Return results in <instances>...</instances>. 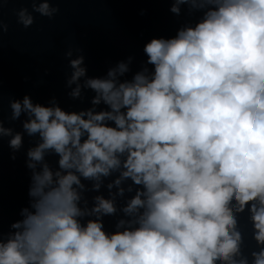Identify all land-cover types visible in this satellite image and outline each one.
Instances as JSON below:
<instances>
[{
  "label": "clouds",
  "instance_id": "9594fccd",
  "mask_svg": "<svg viewBox=\"0 0 264 264\" xmlns=\"http://www.w3.org/2000/svg\"><path fill=\"white\" fill-rule=\"evenodd\" d=\"M27 2L31 11L15 13L25 28L33 13L60 11L57 0ZM170 3L176 16L182 6L201 15L147 42L131 79L133 57L88 77L82 49L65 52L68 95L83 100L91 90V107L10 99L9 124L26 117L18 132L5 127L0 93V144L8 137L15 159L24 134L35 138L29 205L7 232L0 217V264H264V0ZM102 187L107 198L90 205L86 193ZM118 211L106 231L103 218Z\"/></svg>",
  "mask_w": 264,
  "mask_h": 264
}]
</instances>
